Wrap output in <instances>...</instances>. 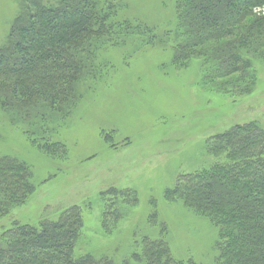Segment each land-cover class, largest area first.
<instances>
[{"label": "trees", "instance_id": "1", "mask_svg": "<svg viewBox=\"0 0 264 264\" xmlns=\"http://www.w3.org/2000/svg\"><path fill=\"white\" fill-rule=\"evenodd\" d=\"M120 8L112 0H22L0 42V119L5 115L51 160L67 158V146L54 136L87 85L104 77L100 52L155 33L141 22L119 21ZM263 8L264 0H176L172 64L185 69L200 60L205 86L237 98L251 95L258 82L254 65L264 63V12H257ZM206 149L214 163L180 175L166 191L167 201H181L218 229L216 264H264V129L256 121L237 124L209 138ZM33 179L27 163L0 156V219L35 192ZM103 198L102 229L110 236L125 216L122 206L135 208L139 199L135 191L115 188ZM157 218L154 212L149 221L157 225ZM160 228L157 238L143 237L123 264H195L175 258L168 229ZM83 230L80 206L37 225L15 222L0 233V264H119L107 256L76 255Z\"/></svg>", "mask_w": 264, "mask_h": 264}, {"label": "rangeland", "instance_id": "2", "mask_svg": "<svg viewBox=\"0 0 264 264\" xmlns=\"http://www.w3.org/2000/svg\"><path fill=\"white\" fill-rule=\"evenodd\" d=\"M21 1L0 0V42ZM112 1L121 5L119 21L141 22L155 33L100 52L98 64L107 65L104 77L87 85L77 110L54 136L67 146V158L49 159L1 115L0 156L27 163L36 189L25 204L0 219V233L15 222L57 220L64 210L80 206L84 230L76 255L107 256L123 264L143 237L157 238L160 225H165L177 260L216 264L218 229L181 201L168 202L165 194L180 175L214 163L206 149L209 138L253 121L264 129V63L254 65L258 82L251 95L237 98L217 92L203 84L200 60L185 69L172 64L178 39L176 0ZM114 188L135 191L139 202L135 208L122 206L124 218L106 236L102 200ZM154 212L157 225L149 221Z\"/></svg>", "mask_w": 264, "mask_h": 264}]
</instances>
